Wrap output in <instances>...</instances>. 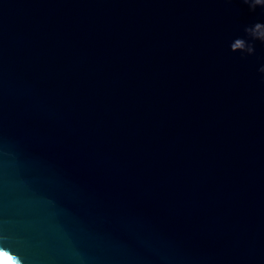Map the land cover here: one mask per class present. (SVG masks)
I'll return each mask as SVG.
<instances>
[{"label":"water","instance_id":"water-1","mask_svg":"<svg viewBox=\"0 0 264 264\" xmlns=\"http://www.w3.org/2000/svg\"><path fill=\"white\" fill-rule=\"evenodd\" d=\"M256 23L243 0H0V247L264 264V44L230 49Z\"/></svg>","mask_w":264,"mask_h":264},{"label":"clouds","instance_id":"clouds-1","mask_svg":"<svg viewBox=\"0 0 264 264\" xmlns=\"http://www.w3.org/2000/svg\"><path fill=\"white\" fill-rule=\"evenodd\" d=\"M243 3L248 5L249 9L253 12L258 6L264 8V0H243ZM244 31L248 39L236 38L230 44V49L233 53H241L242 58H247V56H253L256 53L254 41H260L264 44V23H256L253 26H248ZM259 72L264 74V65L259 68ZM0 264H24V261L20 257L0 247Z\"/></svg>","mask_w":264,"mask_h":264}]
</instances>
